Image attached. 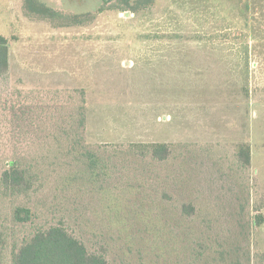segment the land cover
Returning <instances> with one entry per match:
<instances>
[{"label": "rangeland", "instance_id": "374dc122", "mask_svg": "<svg viewBox=\"0 0 264 264\" xmlns=\"http://www.w3.org/2000/svg\"><path fill=\"white\" fill-rule=\"evenodd\" d=\"M37 2L63 18L0 0V175L39 176L0 187L2 264L52 226L107 264H264V0Z\"/></svg>", "mask_w": 264, "mask_h": 264}, {"label": "trees", "instance_id": "16d2710c", "mask_svg": "<svg viewBox=\"0 0 264 264\" xmlns=\"http://www.w3.org/2000/svg\"><path fill=\"white\" fill-rule=\"evenodd\" d=\"M26 7L41 17L63 18L45 7L37 0H25ZM106 2L107 0H102ZM129 5V4H128ZM132 12L135 11L131 8ZM8 41L5 36L0 35V74L5 73L8 66ZM68 126L72 127L75 123L79 129L84 127V116L79 114L75 119L73 113L68 114ZM132 147L137 148L140 152L145 151L151 158L157 161H165L169 155L168 145L162 143L151 144H134ZM73 151L82 156L87 152L76 150ZM91 154L90 152H88ZM238 160L248 166L250 161V150L247 145L240 147L237 154ZM90 167L96 166L97 161L92 157L89 160ZM31 164L25 165L19 159L9 161L8 169L2 171L0 175V187L11 196H27L32 189L39 187V176L32 171ZM186 209L192 210V207ZM13 220L17 223L28 222L32 215L27 208L16 207L12 212ZM255 225H259L260 221H254ZM5 239L0 228V264H2V251ZM12 264H107L104 250L90 252L86 246L76 238L72 237L63 227L52 226L46 230L36 231L28 240H25L21 246L14 250L11 257Z\"/></svg>", "mask_w": 264, "mask_h": 264}]
</instances>
